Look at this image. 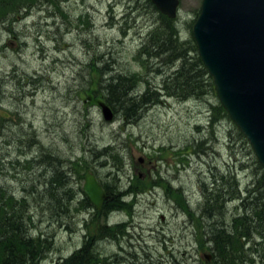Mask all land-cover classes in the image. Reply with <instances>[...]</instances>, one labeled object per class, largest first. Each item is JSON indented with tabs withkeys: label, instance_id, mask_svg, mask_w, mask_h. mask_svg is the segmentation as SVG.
<instances>
[{
	"label": "rangeland",
	"instance_id": "374dc122",
	"mask_svg": "<svg viewBox=\"0 0 264 264\" xmlns=\"http://www.w3.org/2000/svg\"><path fill=\"white\" fill-rule=\"evenodd\" d=\"M200 5L180 0L172 24L150 0H19L0 12L12 11L0 14L9 16L0 19V187L14 192L7 205L31 236L49 244L36 264H80L90 248L110 263L264 264V168L213 106L193 37ZM171 25L174 41L156 50ZM88 171L108 195L101 211L83 192ZM237 215L250 236L241 259L225 243L227 262L210 238L236 236L245 226Z\"/></svg>",
	"mask_w": 264,
	"mask_h": 264
},
{
	"label": "water",
	"instance_id": "95a60500",
	"mask_svg": "<svg viewBox=\"0 0 264 264\" xmlns=\"http://www.w3.org/2000/svg\"><path fill=\"white\" fill-rule=\"evenodd\" d=\"M151 1L175 17L178 0ZM193 32L220 102L264 167V0H202ZM97 102L111 121V108ZM83 189L100 209L106 193L93 174Z\"/></svg>",
	"mask_w": 264,
	"mask_h": 264
},
{
	"label": "trees",
	"instance_id": "16d2710c",
	"mask_svg": "<svg viewBox=\"0 0 264 264\" xmlns=\"http://www.w3.org/2000/svg\"><path fill=\"white\" fill-rule=\"evenodd\" d=\"M19 0H0V12L5 11L7 9H14L16 7L17 2ZM22 11V10H20ZM12 11H8V13H0V14H10ZM166 17V16H165ZM167 18V22L169 24H172V19ZM0 19H3V16H0ZM164 24V23H163ZM170 28L172 32L170 31ZM164 31V36L167 35V40L164 41H156L158 40L157 38L155 39L156 41V50H160L161 52L164 50L165 45L168 43H171L174 41L173 36H176V29L171 25L169 28L163 29ZM170 41V42H169ZM161 42V43H160ZM167 42V43H166ZM160 43V44H159ZM175 43L177 44L176 40ZM154 46V47H155ZM170 49L172 48L171 46L169 47ZM168 48V49H169ZM173 50V49H172ZM175 58L179 59V56H176ZM173 58L172 60H174ZM199 63L201 61L198 59ZM201 71L206 70L203 68L201 64ZM208 89V88H207ZM110 91H106L107 96H113V93ZM208 94H209V89H208ZM199 98L198 96H196ZM103 99L102 97H94L95 100H101ZM110 99V98H108ZM107 99V100H108ZM104 100V99H103ZM97 102V101H96ZM108 102V101H107ZM215 109L223 116L227 117V114L225 113L223 107L219 104L217 101L216 104H213ZM223 116V117H224ZM242 136V134H240ZM45 159V158H44ZM45 163H42V167H44ZM46 168V167H44ZM262 174H264V170L262 171ZM223 176L222 178H224ZM226 178V177H225ZM228 181L231 182L230 178L228 177ZM230 186V185H228ZM232 187V186H231ZM216 191V190H215ZM214 191V193H215ZM247 191V189H246ZM254 191V190H253ZM238 192V188L233 189L231 194L236 197ZM250 198V197H248ZM108 200V199H107ZM107 200L105 201L107 203ZM256 198L253 197V199L248 200V203H250V207L253 210H256L257 212H260L259 206L255 203ZM110 201H112L110 199ZM207 201L211 203L210 199L207 198ZM214 203H217L219 200L213 198ZM243 201V200H242ZM105 202L103 206L105 205ZM244 204V203H243ZM249 208H243V210H247ZM23 214L25 211V207L23 206L22 209ZM109 211V208H104V212ZM264 210V209H263ZM13 213H15V216L13 217ZM22 214V215H23ZM236 221L243 222L245 225L244 227H239L238 230L236 231V236L230 238L229 236L225 235L224 232L221 231L220 235L219 234H214L211 236V240L215 242V247L217 250H219L220 256L229 262V256L232 257V254L230 251L226 249L225 243L229 241H233V243L236 244V250L239 253V258L241 259V254L244 252L243 251V246L244 243L240 239L242 237L248 238L250 236V232L246 224L244 223L245 218L242 215H237L234 218ZM23 219L18 217V214L14 211L13 206H8L6 208L2 207L0 209V264H36L37 260L41 258V255H43L48 249H49V244L47 243V240H41L40 237L33 238L28 236V226H24L23 224ZM119 227V226H117ZM27 232V233H26ZM107 234V233H106ZM227 244V243H226ZM74 258V256H71L69 258L65 259V264L70 263V261ZM90 253H85L84 255H81V261H79L80 264H90ZM243 261V260H242ZM135 264V263H133ZM239 264V263H238Z\"/></svg>",
	"mask_w": 264,
	"mask_h": 264
},
{
	"label": "bare ground",
	"instance_id": "6f19581e",
	"mask_svg": "<svg viewBox=\"0 0 264 264\" xmlns=\"http://www.w3.org/2000/svg\"><path fill=\"white\" fill-rule=\"evenodd\" d=\"M203 141V140H202ZM166 146H169V147H174L175 148V150H177L178 151V153L179 154H184V149L182 148V147H180V148H178L177 147V145L176 144H174V143H169V144H167ZM185 148H189V151H190V145H188L187 147H185ZM174 154H176V153H174ZM187 154H189V155H193V156H196L195 155V153H194V150H193V148H192V150L190 151V153H188L187 152ZM185 161H186V163H184L183 164V168H189L190 167V159L188 158V157H185ZM61 192H64V193H67V191L66 190H62ZM14 192H12V191H10V190H8V189H6V188H4V187H0V209L2 208V207H4V208H6V207H8V205L7 204H10L11 203V201L13 200L12 199V196H14L15 197V195L13 194ZM60 193V192H59ZM121 195V193L119 192V193H117V194H115V196H120ZM22 199H26V197L25 196H22L21 197ZM207 209H208V211L209 212H215V211H217L218 210V207H215V205L214 204H212V203H208L207 204ZM27 233V232H26ZM28 236L29 237H32L31 236V234H30V231H28ZM49 250V249H48ZM47 250V251H48ZM80 252V250L77 252V253H79ZM69 257H71V256H69ZM68 257V258H69ZM90 264H133L132 262H125V261H121V260H117V261H115V262H112V263H110V262H103V261H100V259L98 258V256L93 252V249L92 248H90Z\"/></svg>",
	"mask_w": 264,
	"mask_h": 264
},
{
	"label": "flooded vegetation",
	"instance_id": "af4514ba",
	"mask_svg": "<svg viewBox=\"0 0 264 264\" xmlns=\"http://www.w3.org/2000/svg\"><path fill=\"white\" fill-rule=\"evenodd\" d=\"M1 118H3V117H1ZM5 119V118H4Z\"/></svg>",
	"mask_w": 264,
	"mask_h": 264
}]
</instances>
